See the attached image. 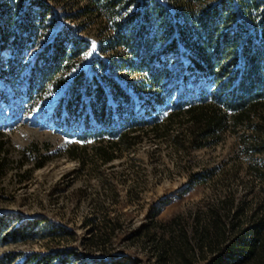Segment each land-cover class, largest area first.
Here are the masks:
<instances>
[{
    "label": "trees",
    "instance_id": "16d2710c",
    "mask_svg": "<svg viewBox=\"0 0 264 264\" xmlns=\"http://www.w3.org/2000/svg\"><path fill=\"white\" fill-rule=\"evenodd\" d=\"M77 1L83 3H77L76 17L97 21L99 42L72 38L73 46L67 49L69 39L59 32L29 71L24 88L31 100L50 86H64L47 118L83 142L69 147L72 159L84 166L90 158L104 165L149 136L168 139L175 152L185 155L220 141L226 131L238 130H243L245 145L264 152V20L242 43L241 30L228 28L235 12L226 8V0L204 9L201 5L207 0ZM13 25L1 7L0 52L14 43L22 49L26 42L21 30L28 39L37 35L30 19ZM93 46V59L64 85L69 74L65 71L82 63ZM178 52L181 61L169 64L171 54ZM18 65L16 55L2 73L17 76ZM62 69L67 76H57ZM116 71L122 73L113 74ZM4 151L5 140L0 139V155ZM45 159L39 153L35 167H42ZM4 161L0 156V174ZM202 177L203 173L193 174L192 181L198 183ZM245 209H233L222 200L198 213L190 231L180 218L167 229L158 225L163 232L157 244L159 264H191L196 248L208 251L201 258L209 264H264V203L249 216ZM38 223L31 220L10 230L0 216V237L7 230L0 242L27 238ZM102 228L100 239H108L116 229L115 224ZM55 255L57 264L67 263L60 252Z\"/></svg>",
    "mask_w": 264,
    "mask_h": 264
},
{
    "label": "rangeland",
    "instance_id": "374dc122",
    "mask_svg": "<svg viewBox=\"0 0 264 264\" xmlns=\"http://www.w3.org/2000/svg\"><path fill=\"white\" fill-rule=\"evenodd\" d=\"M220 1L207 0L201 6L204 9ZM42 3L46 6L44 16ZM77 3L83 2L0 0V8L7 11L14 28L30 19L37 30L33 40L21 30L26 42L22 49L14 43L0 52V139L5 140L0 156L6 164L0 174V216L5 217L10 230L39 221L27 238L1 240L0 264H57L58 252L68 264H159L157 244L163 232L157 230L158 225L167 229L180 218L184 229L190 231L198 213L222 200L233 209L246 208L247 216L263 204L264 174L257 173H264V152L241 141L243 130L226 131L220 141L185 155L175 152L168 139L149 136L104 165H95L90 158L84 166L69 156V147L83 142L73 131L66 133L64 126L47 118L64 86L57 90L50 86L31 100L24 88L29 71L59 32L69 39L67 49L73 46L72 38L99 42L97 21L77 18ZM226 8L235 12L228 28L241 30L242 43L264 20V0H226ZM90 49L82 63L64 70L69 73L64 85L93 59L96 48ZM16 55L20 64L14 70L17 76L4 75L2 71L11 67ZM169 59V64H177L182 55L171 54ZM39 153L46 159L37 168ZM197 173L204 174L198 183L192 181ZM110 224H115V231L108 239L105 235L100 239L102 227ZM193 251L191 264L210 263L201 258L203 252L208 253L206 249Z\"/></svg>",
    "mask_w": 264,
    "mask_h": 264
}]
</instances>
